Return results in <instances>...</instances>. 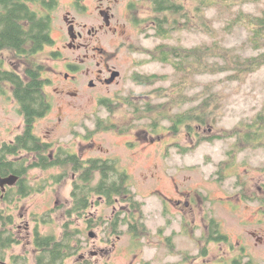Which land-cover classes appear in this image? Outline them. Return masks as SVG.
Returning a JSON list of instances; mask_svg holds the SVG:
<instances>
[{"label":"rangeland","instance_id":"1","mask_svg":"<svg viewBox=\"0 0 264 264\" xmlns=\"http://www.w3.org/2000/svg\"><path fill=\"white\" fill-rule=\"evenodd\" d=\"M86 2L87 9L73 7L71 0H60L51 12V34L55 42L46 45L30 58L46 67L44 76L49 81L45 91L52 103L50 113L36 122L35 134L53 144L51 152L53 148L58 147L60 150L63 147L79 153L82 159H116L121 168L127 169L132 177L135 199L142 203V223H145L150 231L148 237L143 238L145 244L142 252L146 258L156 255L157 259L165 260L155 264L168 261L175 264L184 258L181 252L197 255L199 248L196 246V239L202 237L212 219L219 222L220 232L229 237L226 243L234 244L236 250L233 254H238L241 249L239 243L245 246L242 264H264V147L242 150L233 164L221 167V162L231 159L228 151L233 148L236 138L206 140L194 148L197 138L186 130L179 134L166 130L162 133L163 136H159L161 134L154 135L145 126L138 125L121 133L119 129L123 126L145 123L146 119L138 120L132 113L127 114L126 106L117 110L118 112H110L108 106L99 101L100 97L116 94L145 95L152 102L159 101L151 92L161 86L171 88L174 82H179L181 76L174 66L155 60L152 54L145 52V49L153 50L163 42L193 48L218 41L221 46L234 48L245 56L257 54L259 51L253 50L249 42L248 29L239 22L235 23V19L240 10L263 15L264 0H250L230 8L221 5L211 7L208 16L216 30L215 35L186 28L173 30L167 38L156 35L154 28L146 32L149 29L147 22L138 25L135 21H130L133 15L137 14L141 18L151 16L148 12L149 0H104L105 4L112 3L116 16L120 18L119 35L104 33L96 38V42L108 51H116L118 48L112 63L123 71L124 76L119 84L96 89L86 88L89 77L83 73L77 83L65 79V63L77 58L81 53L67 47V43L71 41L68 24L64 20L67 11L70 10L71 15L75 16L79 30H82L85 23L89 26L98 23V13L95 10L98 1ZM132 4H135L136 9H129V13L127 8ZM87 37L89 38L88 35ZM131 45L134 48H131ZM136 49L141 52H134ZM6 54L7 58L13 59L12 53H9L10 56L7 52ZM28 60L23 58L14 66L22 72L29 63ZM88 68L96 69L95 63L87 61L84 71ZM135 72L166 75V79L154 85L141 84L133 79ZM233 73L234 71L192 75L190 79L194 86L186 90V94L192 99L174 111H184L198 105L201 101L199 92L207 84H212L218 96L222 98L221 109L216 125L202 129L206 134L231 129L241 121L251 122L264 107V66L249 74L244 81L229 79ZM70 90H78V95H70ZM8 92L11 93V90ZM6 94L4 97L0 95V141L10 140L23 124L16 103ZM148 97L144 100L148 101ZM100 120L103 123L110 121L109 123L115 126L100 129L103 125ZM183 147L191 149L184 151ZM61 172L60 167L30 168L28 183L42 188L24 195L22 199L19 196L9 201L0 198V205L20 206L27 218L30 212L45 214L50 207L71 206V177L75 176L71 173L66 179L55 181L54 177ZM97 179H94V184ZM100 195L95 193L92 198V207L88 213L92 219L101 216L110 219L120 211L121 217L130 213V206L124 202V196H119V201L115 204H108ZM56 210L51 213L55 220L45 215L46 219H50L45 220L47 224L41 225L45 233L61 234L65 209L57 212ZM73 219L78 223L77 215ZM123 228L126 231L118 240V246L126 244L131 238L127 227ZM78 237L84 239L83 236ZM169 237L174 243V250L169 246ZM96 239L93 242L90 240L88 250H101L105 247L107 254L118 253L115 250L112 252L109 246L101 243L99 235ZM229 245L224 243L215 246L212 254H217L219 247L232 249ZM16 252L24 253V249L17 248ZM171 253L174 256L169 257ZM109 258L117 263L115 258ZM225 260L231 263L230 257Z\"/></svg>","mask_w":264,"mask_h":264},{"label":"trees","instance_id":"2","mask_svg":"<svg viewBox=\"0 0 264 264\" xmlns=\"http://www.w3.org/2000/svg\"><path fill=\"white\" fill-rule=\"evenodd\" d=\"M250 0H149L151 13L147 20L156 23L155 34L164 38L170 37L175 29L200 30L215 35L216 30L212 20L208 16V10L216 5L230 8L239 3ZM58 4L57 0H0V50L8 49L13 54L12 64L24 59H30L34 54L43 49L45 45H52L54 38L51 30L53 19L51 11ZM32 5H35L34 7ZM132 9H136L132 4ZM239 22L249 31V42L257 54L245 56L236 52L234 48L221 46L218 41L212 44L199 45L193 48L176 46L168 43H161L153 50H149L153 58L164 63L171 64L181 73L179 82H174L171 88L161 86L154 89L151 94L159 99L157 102L142 101L135 104L132 100L116 103L106 102L110 112H117L123 104L129 106V111H133L136 119H146L145 123H133L123 126L121 133L138 125L145 126L152 134H161L170 131L179 134L186 130L189 134L197 138V148L203 141H211L217 138H236L233 148L228 151L231 159L221 162V167L225 164H233L239 152L247 148L264 147V107L253 118L251 122L241 121L231 129H222L220 132L206 134L202 129L206 126L214 127L218 121L220 100L214 86L207 84L199 92L201 101L198 105L190 109L181 111L177 107L192 99L186 94V90L194 86L191 76L206 73L231 72L229 79L244 81L245 78L264 66V14L255 15L253 13L240 10L236 16L235 23ZM22 72L17 68L5 70L0 60V94L4 93L5 83H10L12 93L21 105V110L27 120V131L18 138V145L24 144L29 151L38 153V162L28 168L40 166L42 168L60 167L61 174L57 175L55 181L66 179L71 173L76 174L74 182V206L76 212H80L84 207L92 204L95 193L101 194L108 204H115L116 196H124V202L130 206V213L121 217L122 211L116 214L114 222L121 221L135 222L137 226L133 228L135 237L143 234H150L145 223H142L143 211L142 203L135 199L132 190V177L126 168H121L116 159L90 158L81 160L69 150L60 148L59 153L51 157L47 153L49 147L42 143L40 138L34 133V123L39 117L44 116L51 110L50 96L45 91L48 80L44 76L45 65L28 60ZM134 80L141 84L154 85L160 80H165L166 75L159 74H135ZM127 106V107H128ZM142 113V115L140 114ZM110 122V121H109ZM100 120L103 124L100 129L112 128L111 123ZM169 122V124H166ZM163 133V134H162ZM17 146L8 145L0 151V162L2 170H20V165L15 161H9L6 154L17 151ZM190 147H183L186 151ZM5 164V165H4ZM223 177V175H222ZM98 178V179H97ZM94 179L97 183L94 184ZM45 186V185H43ZM36 191V187L27 183V191H20L23 194ZM14 192H9L3 201L13 200ZM125 195H127L125 197ZM102 219V218H101ZM213 232L218 233L217 238H226L220 234L219 222L211 220ZM53 236L44 237L39 244L44 249V254H50L52 258L64 255L69 252L70 247L67 240L54 242ZM52 262H55L52 259Z\"/></svg>","mask_w":264,"mask_h":264},{"label":"flooded vegetation","instance_id":"3","mask_svg":"<svg viewBox=\"0 0 264 264\" xmlns=\"http://www.w3.org/2000/svg\"><path fill=\"white\" fill-rule=\"evenodd\" d=\"M57 1L58 3L60 2V0ZM86 1L87 0H71V3L73 7L76 8L84 7L87 9L88 3ZM97 1L98 2L95 4V10L98 13V23L96 25L89 26L87 23H85L83 24L82 30H79L77 26V20L75 16L71 15L70 10L67 11V15L64 18V20L68 24V34L71 39V41L67 43V47L73 51L81 52L80 54H78L77 58L68 60L65 63V69H66L65 79L77 83L80 74L83 73L84 75L89 77L88 81L86 82V88H90V89H96L98 87L108 88L110 86L119 84L124 76L123 71L120 70L116 64L112 63V61L117 56L118 48H116V51H108L105 47L97 44L96 42V38H98L100 35L104 33L107 34L108 32H112L116 35H119L118 22H120V18L116 16V12L114 11V6L112 5V3L105 4L104 0H97ZM110 2H113V0H110ZM32 6L34 7L35 5ZM127 9L129 13H130L129 9L135 10L132 9V5H130ZM148 12L151 13L150 6ZM139 16L140 15L138 14L135 16L133 15L132 18L130 17L131 18L130 21L132 22L135 21V23L138 25H142L143 22L146 24L147 22L148 23L147 28L149 29H147L146 32L149 31L151 28H156V23L154 21L149 22L147 18H141ZM107 22H109V24H107ZM71 25H74V30L72 32V35L69 33V27ZM87 35L89 36V38L87 37ZM45 46L43 47V49L45 48ZM131 48H134V46L131 45ZM137 51L141 52L140 50L137 49L134 50V52ZM6 52L8 54L11 53L10 50L8 49L3 48L0 50V60L2 61V65L4 69L8 70L11 67L16 68L14 66L15 64L14 65L12 64L11 59L7 58ZM145 52L150 54L149 50L145 49ZM87 61H91L92 63H95L96 69L88 68L87 70L84 71V65ZM114 74L117 75L111 82H109V80L112 79ZM135 74H142V73L135 72L133 76ZM91 75H93V77H91ZM46 80L49 81V79L47 78ZM91 81H92V85H91ZM137 82L140 83L139 81ZM4 89H5L4 93L0 95L4 97L6 92H8V90H11V93L8 92L6 95L8 98H10V100H13L16 103V108L23 120L22 126L24 125V127L21 126L20 130L17 131L10 140H1L0 151L3 150L4 147L8 145L17 146L18 138L20 136H23L27 131V120L25 114L21 110V105L19 104L18 100L12 93V87L10 83H5ZM78 92H79L78 90L77 91L70 90L68 93L72 96H76L78 95ZM147 97L145 95L116 94L114 96H109V97L108 96L100 97L99 101L102 104L106 105L105 103L108 101L122 103V102H126L127 100H132L137 105L140 102L145 101L144 99ZM147 100L150 101L149 97ZM123 106L127 107L128 104L124 103ZM51 109H52V103H51ZM50 111L44 116L39 117L35 120L34 133H35L36 122L39 121L41 118L46 117L50 113ZM127 112L130 113L133 112V111H129V106L128 109L126 110V113ZM132 114L133 116H135L134 113ZM140 114L142 115V113ZM40 141L42 143H46L49 146L47 148V153L51 157H54L56 154L59 153L58 147L53 148V152H51L53 146L52 143L44 141L41 138ZM70 153H74L81 160H86L80 158L79 153L71 152V151ZM5 157L9 161H15L18 165H20L21 168L19 171H14L13 169H9L5 172L1 168L2 161L0 162L1 177H17L14 184L6 185L5 190H3V188L0 187V198L4 199L5 196L9 194V192L11 193L14 192L16 195L13 200H15L17 196H19V198L22 199L24 195H28L20 192V191H27V183L30 178V174L28 173L30 168L28 167L34 164V162H38L40 157L38 156V153L34 151H29L26 145L24 144L22 145L20 144L19 146H17V151L15 153L6 154ZM33 168L43 169L40 166H35ZM72 175L75 176V177H71V182L73 184V190H74V186H75L74 182L77 177L76 174L74 173ZM41 188L42 187L36 188V191H39ZM103 197L104 196H101V198ZM117 200L119 201L118 195L116 196V202ZM71 202H72L71 206H67V208H65L64 206H58L56 208L50 207L49 211L46 212L45 214L30 212L28 218L25 217V213L24 211H22V207L20 206L5 207L0 205V264H118V262H120V264H155L157 261L165 262L164 259L163 260L157 259L156 255H152L150 258L145 257L144 253L142 252L143 251L142 249L145 244L143 238L148 237V235L143 234L139 237L134 236L135 233L133 232V228L137 226L138 223L135 222L122 223L121 221L116 223L113 221L116 218V215H114V217L110 219H107L102 216L99 217L100 220H98L99 218L92 219L90 216H88V213H90L89 210L92 207V205H90L89 207L88 206L84 207L80 212H76L73 196ZM56 209L58 210L65 209V212H63L65 221L61 227V234L59 235V234L45 233L44 231H42L41 225L43 223L46 224L48 223L45 222V220L48 221L50 220V219H46L45 215L51 216V220L52 219L55 220V218L52 216L51 213L52 210H56ZM58 210H56V212ZM75 215H77V218L79 220L78 223L75 222L73 219ZM211 224H212L211 222L208 224V227H206V231L203 232L202 237L196 239L197 242L196 246L199 248V253L197 255L192 256L189 253L181 252V254L184 255V258L178 260L175 264H242L241 258L243 257L242 253L243 251H245V246H242L239 243L241 249L238 250L239 251L238 254H233V252L236 250L234 249V244L229 245L228 243H226L229 241V237L224 233L220 232V234L226 236V238H217L218 233L213 232V227L211 226ZM74 225H76V227H74ZM123 227H127L126 228L127 233L131 235V238L128 240L126 244L118 246V240L122 238L124 232L126 231ZM91 233H93L94 236H91ZM79 235L83 236L84 239L78 237ZM98 235L100 236L101 243H104L106 247L109 246L110 247L109 249L112 250V252L115 250V252L118 251V253L117 254L111 253V255L107 254L105 253L106 251L105 247L101 250H96V249L88 250L91 245L90 240H92V242L96 241ZM47 236H53V238L55 239L54 242H59L68 239L67 244H69L68 246L70 247L69 252L65 253L64 255H60L59 257L56 256L55 258H52L51 255L48 253L44 254L45 247L41 246L39 242L44 237ZM168 239L170 243L169 246L174 250L175 246L172 241V238L169 237ZM146 241L148 242V239ZM224 243L229 245V247H232V249L229 247H228L229 249H223L219 247L217 249L218 253L212 254L215 246L217 247L223 245ZM17 248H23L24 253H17L16 252ZM170 256H174V254L171 253L169 254V257ZM109 257L115 258L117 263H114V261ZM226 257L231 258V263L225 260ZM52 259H54L55 262H52L53 261ZM169 262L170 261L161 264H172L171 262L170 263Z\"/></svg>","mask_w":264,"mask_h":264},{"label":"water","instance_id":"4","mask_svg":"<svg viewBox=\"0 0 264 264\" xmlns=\"http://www.w3.org/2000/svg\"><path fill=\"white\" fill-rule=\"evenodd\" d=\"M107 24H109V22H107ZM73 30H74V25H71L69 27V33L71 35H72ZM116 75L114 74L112 79L109 80V82H111L115 78ZM91 85H92V81H91ZM16 179H17V177H1V175H0V187L3 188V190H5L6 185L14 184ZM91 236H94V234L91 233Z\"/></svg>","mask_w":264,"mask_h":264}]
</instances>
